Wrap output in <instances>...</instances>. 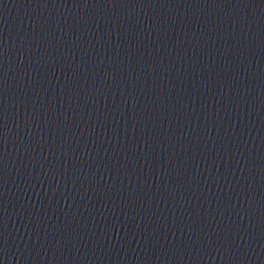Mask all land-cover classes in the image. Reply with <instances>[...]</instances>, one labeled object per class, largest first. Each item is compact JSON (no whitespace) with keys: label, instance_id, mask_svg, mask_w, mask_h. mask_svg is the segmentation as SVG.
I'll use <instances>...</instances> for the list:
<instances>
[{"label":"water","instance_id":"obj_1","mask_svg":"<svg viewBox=\"0 0 264 264\" xmlns=\"http://www.w3.org/2000/svg\"><path fill=\"white\" fill-rule=\"evenodd\" d=\"M0 264H264V0H0Z\"/></svg>","mask_w":264,"mask_h":264}]
</instances>
